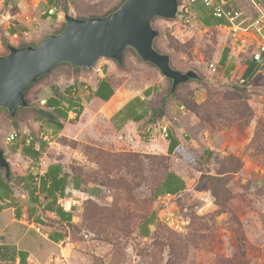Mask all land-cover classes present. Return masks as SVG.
I'll list each match as a JSON object with an SVG mask.
<instances>
[{
	"label": "rangeland",
	"instance_id": "obj_1",
	"mask_svg": "<svg viewBox=\"0 0 264 264\" xmlns=\"http://www.w3.org/2000/svg\"><path fill=\"white\" fill-rule=\"evenodd\" d=\"M123 1L56 0L54 5L87 18L104 16ZM19 2L0 0V12L11 17L0 23V55L7 53V45L36 44L63 27L60 16L58 23L34 22L23 34L20 9L37 15L46 2L27 0L20 8ZM231 2L235 9L250 10L246 0ZM178 3L174 20H153L158 31L154 47L170 56L172 67L193 69L202 79L178 85L170 96V81L130 49L121 67L104 58L96 62L103 75L113 69V83L129 94L152 87L145 98L152 113L157 115L169 99L164 118L154 117V128L148 130L145 119L116 130L90 100L89 84L98 79L93 70L67 64L56 66L26 91L32 106L20 109L15 119L0 110V127L10 125L8 131L16 132L19 141L46 133L53 141L46 145L47 161H62L82 184L75 198L76 219L50 264H264V59L255 64L260 79L240 81L250 52L242 51L241 42L222 24L202 23L219 20L202 3ZM11 28L15 36L8 33ZM224 47L229 52L220 64ZM73 83L83 111L78 118L69 113L67 120L55 116L65 126L59 131L39 108V97L51 85ZM161 126L180 139L170 155L164 151L169 139L162 136ZM8 163L12 175L30 165L14 157ZM169 172L183 178L184 189L159 195Z\"/></svg>",
	"mask_w": 264,
	"mask_h": 264
},
{
	"label": "crops",
	"instance_id": "obj_2",
	"mask_svg": "<svg viewBox=\"0 0 264 264\" xmlns=\"http://www.w3.org/2000/svg\"><path fill=\"white\" fill-rule=\"evenodd\" d=\"M66 1L71 3L73 0ZM43 2L46 3L42 4L41 8L45 10L40 11L37 15L30 11H26L27 8L20 9V11L23 12L20 15L21 19H19V22L22 23L20 26L23 34L28 33L27 30L34 25V22L39 23L43 19H47L55 20L54 22L58 23L60 16L63 17L65 14L64 10L60 9V7L58 10L56 9L54 5L56 0H43ZM26 4L27 0H20L19 8ZM47 20H45V22ZM220 20L223 21V19ZM45 22L43 24H45ZM16 33L15 31L10 35L15 36ZM227 71L230 72L231 70ZM93 72L97 74L94 70ZM101 72L98 73V75L92 74V77L94 76V78L98 79L94 84H89L88 90L91 95L90 100L100 107L102 116L105 119L107 118L109 122H112L114 126L111 117L120 108L134 97L138 96L140 99H145V96H143V92L142 94H129L122 86L114 84V78L111 76L113 69H110V71H107L104 75L103 72ZM43 88L48 89L47 87ZM66 89L70 91L72 97L79 99L81 103L80 97H77L76 83L67 85L65 88L53 87L51 85L50 90L45 92V96L39 97V100L42 101V103H39V108L52 114V109L45 104L46 100H53L56 94L63 95ZM111 92L112 94L109 99L104 101L103 98ZM168 102L169 99L162 104L163 116L166 114L165 111L167 107H165V105ZM81 105L83 106L82 103ZM64 106L65 104L62 107ZM146 109L149 117L152 112L148 110V105H146ZM69 113L74 112L70 111ZM148 117L141 121L143 122L145 119L147 121ZM57 120L61 122L59 119ZM141 121H128L120 130H127L130 124L140 123ZM161 122L162 121L156 120V123L163 125ZM154 124L147 122L148 130L154 128ZM9 129L10 125L8 124L0 127V148L4 151L7 160H9L10 157H14L22 159L25 163L27 162L30 165H27L24 171L18 170V172L13 173V175L10 172L12 176H10V181L2 178L4 177V172L0 169V263L50 264V261L54 259L57 250L60 248L61 242L65 239L68 225L76 219L74 208L77 201L75 198L82 184L69 173L62 161H47L46 155L50 148L46 147L47 142L44 137L49 139L46 133H40L37 138L28 135L23 137L21 141H19L20 137L17 135L13 141L6 142L5 137L13 133V130L8 131ZM62 129H65V126ZM62 129L59 131H62ZM43 135L45 136L43 137ZM162 136L167 137L166 139L178 141V143L180 142L178 135H175L169 130L166 136L163 134ZM29 138L31 139V143L28 144L27 140H29ZM33 142H39L40 149L36 150L33 147ZM171 146L172 144H168V142L166 146L164 145L165 154L170 155ZM23 147L24 149H29L31 156L34 158L28 155L23 156L21 154V149ZM11 149H16V152L12 153L10 151ZM47 170L49 172L58 173L54 176V182L52 184L54 185V190H51V197L46 196L44 191L39 189V185H44L45 188L51 185L50 178L46 177ZM177 178L178 182L176 186L179 188L182 186L184 187L185 183L183 178ZM26 188H32L33 190L29 193ZM4 191L8 194L5 195ZM56 209L60 210L59 214L55 212Z\"/></svg>",
	"mask_w": 264,
	"mask_h": 264
},
{
	"label": "water",
	"instance_id": "obj_3",
	"mask_svg": "<svg viewBox=\"0 0 264 264\" xmlns=\"http://www.w3.org/2000/svg\"><path fill=\"white\" fill-rule=\"evenodd\" d=\"M178 8V0H124L104 16L80 18L65 13L62 29L36 44L7 45V53L0 55V110L15 119L20 109L31 108L26 90L60 64L90 71L104 58L121 67L127 49L170 81V96L178 85L202 79L193 69L183 72L172 67L170 56L154 47L158 31L153 20H174ZM0 169L10 181V165L1 148Z\"/></svg>",
	"mask_w": 264,
	"mask_h": 264
},
{
	"label": "trees",
	"instance_id": "obj_4",
	"mask_svg": "<svg viewBox=\"0 0 264 264\" xmlns=\"http://www.w3.org/2000/svg\"><path fill=\"white\" fill-rule=\"evenodd\" d=\"M202 23L206 26L224 24V22L220 19L216 22H212L210 20H203ZM8 32H9V34H13L15 32V29L11 28ZM228 52H229V48L224 47L222 50L221 57L218 61L220 64H223L226 61ZM252 76H254L257 79H260L262 77L258 73V68L256 67V65L253 62H248L243 73H242V75H241V77H242L243 81L250 82ZM42 77H40V78H42ZM30 87H28V89ZM151 92H152V88H150V87L146 88L143 90V96H145V98H146L151 94ZM111 94H112V92L109 93L107 96H105L103 98V100L104 101L108 100L109 97L111 96ZM45 104L47 107L52 109V114L47 112V111H44V114L46 115L47 120L52 121L55 124V126L60 130L63 128V125H62V123L57 121L55 116H58V117L62 118L63 120H67L68 119V113L70 111L74 112L75 118H78L83 111V106L81 105L79 99L72 97V95H70V91L67 89L63 95L56 94L55 98L53 100H46ZM64 104H65V106L62 107ZM146 105H147V101L145 99H140V97H138V96L134 97L132 100L128 101L122 108H120L111 117V120L113 121V124H114V128L116 130H120L124 126V124H126L128 121L139 122L142 119L148 117V111L146 109ZM160 105H162V103ZM155 116H159V117L163 116V107H161V108L159 107V111H158L157 115L155 113H151V115L147 118V122L154 123L155 122V120H154ZM169 144H172L170 152H169V154H171V153H173L175 148H177V146H179V143H178V141L169 140ZM10 151L12 153H15L16 149H11ZM21 154L23 156L28 155L30 157H33V156H31L30 150L24 149V147L21 149ZM46 173H47L46 177L50 178L51 185H49L48 188H45L44 185H39V189L43 190L44 193L46 194V196L51 197L52 196L51 190H54V185H52L54 182V176H55V174H58V173L49 172L48 170ZM2 178L4 180H6L4 177H2ZM177 179L178 178L174 177L173 174L166 173L165 179L162 181V183L160 185L159 195L160 194L172 195V194H175V193L183 190L184 189L183 186L180 188L178 186H176V183L178 182ZM26 190H28V192L31 193L33 189L32 188H30V189L26 188ZM55 212L57 214H59L60 210L56 209Z\"/></svg>",
	"mask_w": 264,
	"mask_h": 264
},
{
	"label": "built area",
	"instance_id": "obj_5",
	"mask_svg": "<svg viewBox=\"0 0 264 264\" xmlns=\"http://www.w3.org/2000/svg\"><path fill=\"white\" fill-rule=\"evenodd\" d=\"M188 4L195 2L202 3L205 7L209 8L212 14L218 19H223L222 24L226 30L231 34L235 41L241 42V50L250 52V61L258 65L264 59V7L262 5L263 0H246L250 10L245 13L242 9H235L232 6L231 0H184ZM184 3L182 7L184 11L188 13V9ZM11 18L8 13L0 12V23L2 19ZM210 69L215 72L216 65L214 63L209 64ZM96 73L102 71L100 66L93 67ZM240 81L243 82L241 78ZM167 127L161 126V132L164 136L167 134ZM45 135H43L44 137ZM17 137V133L13 132L5 137L6 142L13 141ZM47 145H52L53 141L45 138ZM31 139L27 140V143H31ZM36 150L40 149L39 142L32 143ZM41 174V171H40ZM38 174V175H40Z\"/></svg>",
	"mask_w": 264,
	"mask_h": 264
}]
</instances>
